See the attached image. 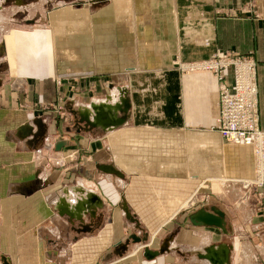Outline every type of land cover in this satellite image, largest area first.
Instances as JSON below:
<instances>
[{
  "label": "crops",
  "instance_id": "crops-1",
  "mask_svg": "<svg viewBox=\"0 0 264 264\" xmlns=\"http://www.w3.org/2000/svg\"><path fill=\"white\" fill-rule=\"evenodd\" d=\"M92 2L101 6L79 36L82 72L68 75L73 64L53 60L49 78H23L0 94L8 107L12 94L31 88L27 98L62 101L75 119L47 122L37 111L13 144L0 128V264H212L209 250L220 264H264V186L241 217L215 198L223 191L216 178L254 179L252 151L214 129V75L174 67L252 54L264 130V0ZM198 193L215 200L197 201ZM88 196L95 202L80 219L66 212ZM122 206L155 230L143 258L140 238L119 239ZM200 210L221 212L223 229L191 223Z\"/></svg>",
  "mask_w": 264,
  "mask_h": 264
},
{
  "label": "rangeland",
  "instance_id": "rangeland-1",
  "mask_svg": "<svg viewBox=\"0 0 264 264\" xmlns=\"http://www.w3.org/2000/svg\"><path fill=\"white\" fill-rule=\"evenodd\" d=\"M92 1L93 0H0V94L8 93L7 96H9L10 86H21L19 82L22 81L23 78L28 79H26L27 83H32L33 79L36 78H49V76L52 75V70L49 71V69L44 67H48L49 63L51 65L53 60L72 63L74 69L69 71L68 75L82 72L79 69L81 60L79 36L81 35V31L85 28L89 29V26H87L89 17L94 19L92 16L99 11L97 9L101 6V3L92 4ZM105 1L107 2H104L103 6L111 2V0ZM124 1L126 2V0ZM84 10L88 12L86 18L85 16L80 17V13L82 12L83 14ZM71 22H76L77 25L74 26L73 30L67 31L66 28ZM83 22L85 23L84 26ZM68 38L72 40V45L67 43L71 41ZM245 56L251 57L257 65L252 54ZM195 62L200 61L176 64L174 67L179 69L181 65ZM14 64H16L18 68H15ZM37 64H41L42 66ZM37 66H39L40 69L33 68ZM182 73L187 74L190 72ZM17 91L16 94H12L11 105L9 106L8 104V107L6 102L10 101H6L4 98L0 97V112L2 113L0 128L3 132L6 131L9 143H18V139H20V137H18V131L21 130L20 127L23 125L28 126L29 124V127L35 126L33 120L39 115H35L37 111L41 112L40 115H42V118L44 117V120L47 122L49 120H55L56 122L72 125L73 121H75L74 117L65 110L62 101L36 103L29 99V97L27 98L28 95L32 94L31 88L25 90L20 88ZM22 142L25 141L21 140L20 144H22ZM59 164L61 165V163ZM59 164L56 162L57 166ZM48 166V162H45L44 167L47 168ZM51 167L53 168L54 166ZM214 180H216L215 183H218V185L223 188L221 194H215V198L220 199L219 201L221 203H225L228 200L227 204L234 208L235 215L238 217L244 214L246 215L245 210H242L246 198L249 200L250 196L254 195V189L262 188L261 186L256 187L255 185L249 187L251 180L234 181L226 180V178L222 177ZM246 185L248 187H245ZM189 191L190 192L185 195L187 198L193 192V189ZM198 200L204 203L207 200L214 201L215 199L203 197L202 194L198 193L197 201ZM145 216L147 217L144 218H149V215ZM162 216L163 214H160L159 217L162 218ZM144 225H148V223L144 222ZM142 226L143 224H136L135 222L129 221L122 210L120 223L116 227L119 239L129 240L130 236L133 235L140 238L137 243H142V250L137 254L140 255L141 258H143V250L148 247V243L151 240L150 235L155 231L146 230ZM240 233L241 232L237 230L234 236L238 237L240 241H246L243 238L248 237V234L245 237ZM158 237L157 235L156 238ZM129 244H131L130 241ZM131 246L130 252L133 251H131ZM91 247L92 245L89 244L87 249H91ZM234 258L236 257L234 256Z\"/></svg>",
  "mask_w": 264,
  "mask_h": 264
},
{
  "label": "built area",
  "instance_id": "built-area-1",
  "mask_svg": "<svg viewBox=\"0 0 264 264\" xmlns=\"http://www.w3.org/2000/svg\"><path fill=\"white\" fill-rule=\"evenodd\" d=\"M179 70L208 72L217 79L218 116L214 129L225 143L252 150L254 179L249 187L264 186V130L259 127L256 63L251 57L237 53H214L204 61L181 65Z\"/></svg>",
  "mask_w": 264,
  "mask_h": 264
},
{
  "label": "water",
  "instance_id": "water-1",
  "mask_svg": "<svg viewBox=\"0 0 264 264\" xmlns=\"http://www.w3.org/2000/svg\"><path fill=\"white\" fill-rule=\"evenodd\" d=\"M86 121H87V119H86ZM94 202L95 201L93 200V197H88V200L84 201V203H80L77 207L78 214L76 216V219H80L81 214H79V213L83 208H84V210L89 209L91 204H93ZM122 209H123V212H124L126 218L129 221L137 223L136 219L129 213V211L124 206H122ZM70 216H72V215H70ZM222 217H223V214L219 211H216V210H213L212 213L206 212L204 210H200L193 217L190 218V221L193 224H195L197 222V223L202 224L206 227H215L218 229H223ZM195 220H196V222H195ZM86 229H89V228H86ZM215 254L216 253L214 251L209 250L208 255L206 257H207V259L210 260V262L212 264H220V261L216 260V257L213 258L211 256V255H215Z\"/></svg>",
  "mask_w": 264,
  "mask_h": 264
},
{
  "label": "bare ground",
  "instance_id": "bare-ground-1",
  "mask_svg": "<svg viewBox=\"0 0 264 264\" xmlns=\"http://www.w3.org/2000/svg\"><path fill=\"white\" fill-rule=\"evenodd\" d=\"M110 112V111H109ZM110 114V113H109ZM109 114L106 112L105 114H104V116L105 117H111V116H109ZM251 184V182L249 183V185ZM73 197H75V196H73ZM89 197V196H88ZM88 197L86 198V199H88ZM76 201V200H75ZM86 201V200H85ZM80 203H84V201H81V202H77L76 204H74V202H73V206L69 209V211L68 210H66V212H68L69 214H71L72 216H74V217H76L77 216V214H78V211H77V207H78V205L80 204ZM86 211L84 210V208L80 211V213L79 214H84Z\"/></svg>",
  "mask_w": 264,
  "mask_h": 264
}]
</instances>
